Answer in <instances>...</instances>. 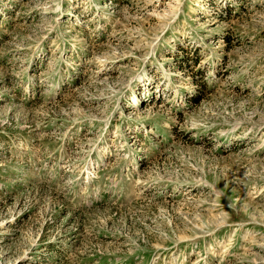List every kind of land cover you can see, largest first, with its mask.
Returning <instances> with one entry per match:
<instances>
[{
  "label": "rangeland",
  "instance_id": "rangeland-1",
  "mask_svg": "<svg viewBox=\"0 0 264 264\" xmlns=\"http://www.w3.org/2000/svg\"><path fill=\"white\" fill-rule=\"evenodd\" d=\"M0 264H264V0H0Z\"/></svg>",
  "mask_w": 264,
  "mask_h": 264
},
{
  "label": "trees",
  "instance_id": "trees-1",
  "mask_svg": "<svg viewBox=\"0 0 264 264\" xmlns=\"http://www.w3.org/2000/svg\"><path fill=\"white\" fill-rule=\"evenodd\" d=\"M187 58H188V57H187ZM195 99H196V100H198V98H197V97H196Z\"/></svg>",
  "mask_w": 264,
  "mask_h": 264
}]
</instances>
